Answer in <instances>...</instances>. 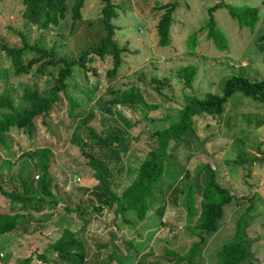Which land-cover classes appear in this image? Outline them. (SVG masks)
<instances>
[{
  "label": "rangeland",
  "instance_id": "obj_1",
  "mask_svg": "<svg viewBox=\"0 0 264 264\" xmlns=\"http://www.w3.org/2000/svg\"><path fill=\"white\" fill-rule=\"evenodd\" d=\"M116 1L122 7L114 18V38L119 45L129 48L125 51L121 70L109 82L106 70L111 66V58L107 54L101 58L90 53L91 61L87 62L93 65L94 70L89 68L85 71L74 65L68 79V92L80 100L77 107L79 113H67L65 92H59L60 98L48 114L35 118L36 126L32 134L12 128V153L0 144V171L4 185L12 184L10 176L22 163L32 167L33 173H41L37 170L40 152L37 156L30 153L35 148L45 147L48 149V170L57 184V187H52L55 194L70 195L72 201H79V195L84 199H96L93 193L96 185L93 169L76 144L80 138L87 139L83 124L86 122L99 128L112 113L120 123L132 126V133L143 126V123H134L141 116L138 106L118 103L107 112L104 104L111 96L109 83L123 89L135 85L144 90L152 76L168 77V82L161 85L162 91L152 85L143 91V99L151 104L145 107L147 115L159 117L175 114L184 101V91L196 96H203L208 91H221L226 77L236 73L250 79L264 78V41L261 36L264 32V0H225L227 4L212 11L220 35L208 36V28H204L194 41L191 34L206 23L208 8L220 0H177L170 25L171 40L166 45L158 42L156 32V22L162 10H154L153 7L169 0ZM100 7V0H84L82 16L76 20L74 28L68 32V11V22L63 27L65 33H59L58 27L49 31L27 23L21 0H0V37L9 45H19L23 33L31 41L38 40L47 47L54 46L58 56L76 57L80 50L94 44L105 33L100 20ZM251 7H258V16L253 22L248 13ZM187 63L197 66L190 86L172 76L176 68ZM49 84L51 76L46 73L36 76L31 73L21 76L14 74L8 66L6 54L0 49V92L8 87L14 103L20 100L24 86L37 85L42 88ZM153 84L157 85L156 82ZM239 93L229 96L227 108L219 120L211 117L209 122L214 129L207 134L200 128L208 122L205 119L209 115L197 119L199 136L202 138L209 134V139L203 140V144L199 143L198 148L194 139H191L189 149L185 142L179 147L178 157L185 164L180 176L184 186L195 175L193 169L205 162L211 167L216 166L218 180L234 196L225 206L217 231L208 237L200 249V254L194 260L196 264H217L215 252L234 234L243 239L245 235L250 241V260H242L239 264H253L252 261L264 264V99L257 100ZM149 133H142V139L135 141L126 154L125 162H122V168L114 165L111 179L116 192H120L132 179L128 168H136L141 156L150 147ZM6 158L12 160L9 169L4 165ZM171 177L172 174L163 175V182H168ZM180 177H177V182ZM40 178H36L37 181ZM64 185L69 189H64ZM152 208L143 218L138 217L135 210H128L125 215L129 221H124L120 216L115 218L113 212L105 208L100 213L93 211L88 214L86 231L93 240H105L107 232H112L111 245L118 244L119 251L123 253L126 252L125 240L131 239L138 253L124 258L126 264H167L172 256L164 252L165 248L171 247L179 252L188 250L192 241L197 239V230L188 226L192 221H189L191 218L181 195L179 204L166 200L162 214L157 206ZM10 210L16 211L17 208H11L8 198L0 193V212ZM20 211L22 216L18 226L0 233L1 263L33 253L34 245L45 247L55 230L62 229L67 223L78 222L76 213L66 212L60 205L46 207L42 211ZM80 235L81 232L78 233ZM88 242L91 252L94 247L89 239ZM107 252L106 247H100L99 257ZM131 252L134 253V250ZM233 252L237 251L231 249L227 254ZM93 257L90 255L87 259ZM30 264L46 263L34 257Z\"/></svg>",
  "mask_w": 264,
  "mask_h": 264
},
{
  "label": "trees",
  "instance_id": "obj_2",
  "mask_svg": "<svg viewBox=\"0 0 264 264\" xmlns=\"http://www.w3.org/2000/svg\"><path fill=\"white\" fill-rule=\"evenodd\" d=\"M21 1L24 4L23 14L27 23L49 31L58 27L59 33H65L63 27L68 22L66 16L68 11L70 12L68 32L74 28L76 20L82 16L81 7L84 2V0ZM100 1V20L105 33L94 44L80 50L76 57L58 56L54 46L47 47L38 40L31 41L23 33H21L19 45H9L0 37V49L6 54L8 66L12 68L14 74L21 76L24 73H31L36 76L46 73L51 76V84L42 88L37 85L24 86L17 103H14L8 87L0 92V144L11 150V153L13 151L11 129L18 128L32 134L36 126L35 118L48 114L55 102L59 100V92H65L67 113L70 115L79 113L77 107L80 100L68 92V79L72 75L74 65H78L85 71L89 68L94 70L93 65L87 62L91 61L90 53H95L101 58L107 54L111 58V66L106 70L109 82L121 70L125 51L129 48L119 45L114 38L116 29L114 18L118 16V9L122 5L116 0ZM223 4H227L226 1L220 0L208 8L209 16L206 23L191 34L193 41L196 40L199 31L204 28H208V36L220 35L216 30L212 11ZM176 5L177 0H169L153 7L154 10H162L156 22L158 42L161 45H166L171 40L170 25ZM257 12L258 7H251L248 11L251 16L250 21L255 20L258 16ZM261 36L264 41V32ZM196 71V65L187 63L176 68L172 76L190 86ZM148 82L150 84L144 87V90L152 85L158 91H162L161 85L168 82V77L152 76ZM109 86L111 96L105 100L104 104L107 112H110L111 107L118 103H128L132 107L138 106L141 116L134 123L136 125L143 123V126L141 125L136 133H132V126L120 123L112 113L110 118L107 117V122H103L99 128L90 123L83 124L87 139L80 138L76 140V144L81 148L93 169V177L96 181L93 192L96 199L94 200L84 199L79 195V201H72L70 195L55 194L52 187H57V184L48 170V149L45 147L35 148L30 153L32 156H37L40 152L37 170L41 173H33L32 167L22 163L10 176L9 180L12 184L4 185L3 173L0 171V193L8 198L11 208H17L16 211L0 212V233H6L18 226L19 218L22 216L21 209L42 211L46 207L60 205L66 212L76 213L75 219L78 221L67 223L62 229H58L59 235L56 239L55 230L45 247L40 248L34 245L33 253L18 259L14 258L7 263L0 261V264H30L34 257L46 264H111V262L126 264L123 262L124 258L136 256L138 253L134 242L126 239V252L123 253L119 251L118 244L111 245L112 232H107L105 240H93L91 234L86 231L88 214L93 211L100 213L105 208L107 211H112L115 218L120 216L124 221H129L125 215L128 210H135L138 217L143 218L151 207L157 206L162 214L166 200L168 203L179 204L180 195L184 199V205L191 218L189 221H192L188 226L196 228L198 236L184 252L166 247L164 252L172 256L167 264H196L194 260L200 254V249L208 237L217 231L225 206L233 200L234 196L218 180L216 166L211 167L205 162L193 169L195 175L184 186L180 176L185 164L178 157L179 147L182 142H185V146L187 145L189 149L190 141L194 139V143L197 141L198 148L199 143L203 144V140L209 139V134L202 138L199 136L197 119L204 118L206 114L209 115L205 119L208 122L203 124L200 130L205 131L206 134L210 129L213 130L212 123L209 122L211 117H216L218 120L221 118L227 108L229 96L234 93L240 92L239 95L257 100L264 99V78L250 79L244 74L236 73L226 77L221 91H208L203 96L191 95L184 91V101L176 109L175 114H164L159 117L147 115L145 107H150L151 104L143 99L144 90L140 87L131 85L123 89L111 83ZM148 131L151 132L148 135L150 147L141 158L138 157L140 160L136 168H128L133 175L132 179L120 192H116L112 188L111 179L114 165L118 164L119 168H122V162H125L126 154L134 146L135 141L142 139V133ZM11 162L10 158L4 159L7 169L10 168ZM167 174H172V177L168 182H163V175ZM38 177L39 181L36 179ZM177 177H180L179 182ZM83 189L86 190V188ZM241 218L242 216L239 219ZM84 231L86 233L83 234ZM80 232L82 235L78 236ZM87 238L94 247L91 252H89L91 245ZM228 239L224 242L225 245L215 252L217 264H239L242 260H250V241L247 236L244 235L243 239L234 234L231 239ZM100 247H106L108 251L103 257H99ZM231 249L237 252L228 255ZM131 250H134V253ZM90 255L95 257L89 260L87 258ZM252 263L256 264L254 261Z\"/></svg>",
  "mask_w": 264,
  "mask_h": 264
},
{
  "label": "water",
  "instance_id": "obj_3",
  "mask_svg": "<svg viewBox=\"0 0 264 264\" xmlns=\"http://www.w3.org/2000/svg\"><path fill=\"white\" fill-rule=\"evenodd\" d=\"M58 235H59V232L56 231V232H55V235H54L55 239L58 237Z\"/></svg>",
  "mask_w": 264,
  "mask_h": 264
},
{
  "label": "clouds",
  "instance_id": "obj_4",
  "mask_svg": "<svg viewBox=\"0 0 264 264\" xmlns=\"http://www.w3.org/2000/svg\"><path fill=\"white\" fill-rule=\"evenodd\" d=\"M65 189H67V187H66V185H65V187H64ZM69 188V187H68Z\"/></svg>",
  "mask_w": 264,
  "mask_h": 264
},
{
  "label": "built area",
  "instance_id": "obj_5",
  "mask_svg": "<svg viewBox=\"0 0 264 264\" xmlns=\"http://www.w3.org/2000/svg\"><path fill=\"white\" fill-rule=\"evenodd\" d=\"M66 187L68 188V186L66 185Z\"/></svg>",
  "mask_w": 264,
  "mask_h": 264
}]
</instances>
